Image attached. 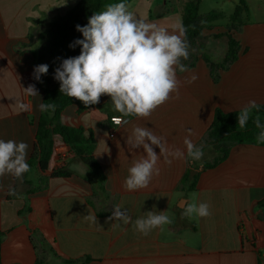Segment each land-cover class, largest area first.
<instances>
[{"label":"crops","instance_id":"1","mask_svg":"<svg viewBox=\"0 0 264 264\" xmlns=\"http://www.w3.org/2000/svg\"><path fill=\"white\" fill-rule=\"evenodd\" d=\"M76 1L0 0V138L27 142V161L41 112L36 107L39 95L25 96L24 87L34 85L43 97L40 80L34 77V66L40 64L35 54L40 56L43 45L39 34ZM186 1L131 0L127 6L138 17L171 31L181 25ZM245 1L250 7L251 1ZM256 5L260 7L261 1ZM214 22L206 23L195 46L208 51L213 32L227 30L228 24ZM230 33L241 47L237 59L219 69L218 80H213L199 51L193 67L183 73L177 69L178 93L170 94L148 117L125 118L113 110L107 94L81 112L76 105L62 111L65 124L84 127L86 135L93 131L101 169L83 166L54 134L49 170L64 166L70 176H49L43 184L40 168L29 165L22 179L0 177L2 264H80L72 260L86 257L90 260L85 264H264V217L259 206L264 197L263 145L233 144L224 160L191 173H197L192 189L191 181L181 182L187 158L169 165L163 156L157 162L159 175L147 187L134 191L124 187L128 168L145 155L142 148L132 149L126 143L135 127H147L163 136L167 147L184 150L186 136L200 145L216 108L228 112L250 100L264 103V21L245 22ZM20 101L30 104L31 110L21 111ZM206 162L213 161L193 164ZM201 201L208 203L210 215H182L186 204ZM114 205L126 207L133 221L153 209L164 211L172 222L145 236L132 223L108 219ZM89 211L96 222L84 218Z\"/></svg>","mask_w":264,"mask_h":264},{"label":"clouds","instance_id":"2","mask_svg":"<svg viewBox=\"0 0 264 264\" xmlns=\"http://www.w3.org/2000/svg\"><path fill=\"white\" fill-rule=\"evenodd\" d=\"M76 30L83 38H76L69 47L80 46V53L62 58L54 70L60 93L77 98L85 107L97 104L101 95L107 94L113 110L125 118L148 117L170 98V94L178 93L177 69L181 73L187 71L188 66L181 60L189 57V43L183 25H176L169 31L138 17L129 10L125 0H120L105 4L103 10L88 17L87 24H77ZM48 70L46 63L34 66L35 79L40 80ZM24 95L34 98L39 95L40 102L36 107L41 113L55 112L56 105L44 103L34 85L24 87ZM18 107L25 112L31 110V105L24 101H20ZM260 108L255 100H250L239 110L237 125L239 129H245L251 119L259 130L256 142L264 144V121ZM127 122L125 119L124 123ZM126 143L132 149L142 148L145 153L128 168L124 180L128 191L147 187L153 176L159 175L157 162L161 156L170 165L175 159L199 161L204 155L203 145L194 144L187 136L184 150L172 149L166 146L163 136L156 135L147 127H135ZM29 147L22 140L0 138V177L10 175L22 179L29 172ZM155 147L159 148V154ZM182 215L207 217L210 215L209 205L203 201L186 204ZM84 218L93 223L97 221L96 215L90 211ZM113 218L125 225L132 223L135 231L145 236L172 222L164 211L153 209L133 221L123 205H114L108 219Z\"/></svg>","mask_w":264,"mask_h":264},{"label":"trees","instance_id":"3","mask_svg":"<svg viewBox=\"0 0 264 264\" xmlns=\"http://www.w3.org/2000/svg\"><path fill=\"white\" fill-rule=\"evenodd\" d=\"M131 0H125L128 4ZM120 0H77L66 13L51 19L45 30L39 34V39L43 42V47L49 52L51 57L50 62H45L49 65L47 74H42L40 79V86L43 88V102L54 103L56 105L55 112L41 113L38 119L36 141L30 159L27 161L29 165H36L40 168L44 178L43 184L46 183L49 176H70L71 171L68 168L57 167L49 170V160L52 156L54 146V134H59L63 141L71 148L75 155L93 171H99L101 165L97 161L94 151L96 140L93 131L89 129L88 135L85 134V128L82 126H71L65 124L61 119L62 111L69 105H76L77 111L81 112L91 106L85 107L83 102L75 97H68L59 91V82L54 79V70L59 66L62 58L75 56L80 53V46L70 48L69 44L76 38H83L82 34L76 30V25H85L88 22V17L94 12L103 10L104 5L108 3H117ZM201 0H187L182 10L181 25L186 29V38L189 43V57L187 60H181L182 63L193 67L196 64L198 52H192L190 47L194 45L196 39L201 35L203 28L207 22L214 21L216 18L222 16L218 10H211L205 18L199 13V5ZM248 11V4L245 0H239L236 4L234 11L230 17V26L228 31L224 32L228 38L227 50L224 57L219 62L211 61L206 55L203 54L204 59L209 65L210 73L214 81L219 78V69L226 68L230 63L238 57L240 43L230 33L231 29L237 30L242 23V14ZM40 64L44 63L40 60V56L35 54ZM260 108V115L264 121V103H258ZM240 109L232 111H223L221 108H216L213 120L207 131V138L217 150L220 155L217 156L211 163H202L196 167L191 159H187V170L184 173L181 182L187 183L191 181L190 189L194 188V183L197 178V173L191 176V170L197 171L207 169L215 166L224 160L229 153L231 146L235 143L246 142L258 145H263L256 142V134L259 131L255 128L252 120L250 119L245 129H239L237 125V117ZM255 115V112L253 113ZM259 206L263 210L264 217V197L259 201ZM0 232V248H1ZM90 258L86 257L83 260H72L73 262H81L85 264ZM0 264L1 250H0Z\"/></svg>","mask_w":264,"mask_h":264},{"label":"rangeland","instance_id":"4","mask_svg":"<svg viewBox=\"0 0 264 264\" xmlns=\"http://www.w3.org/2000/svg\"><path fill=\"white\" fill-rule=\"evenodd\" d=\"M202 3L200 4L199 13L202 16V18H205V16L211 11V10H220L223 12V16H220L219 18L215 19V22L217 25H227V30L225 31H218L213 32L211 35V49L208 51L203 49V45L200 46L202 48H199L197 46L192 45L190 47V50L192 52H199L201 51L202 54H205L211 61L220 62L222 58L224 57V54L227 50L228 46V38L227 35H225L224 32L228 31V28L230 26V17L231 14L238 2V0H235L232 3L225 2L223 3V0H201ZM250 7L248 6V11H245L242 16V23H253V22H259L264 21V0H250ZM257 1H261L260 7L256 5ZM41 53H40V60H42L44 63L50 62L51 57L49 55V52L43 47H41ZM219 59V60H218ZM106 95V94H105ZM209 139L207 136L201 140L200 145L203 144V157L201 160L196 161L192 160L194 164L203 162V161H214V159L220 155L219 150L215 148L214 145L209 144ZM209 144V145H208ZM87 166V165H83ZM91 170L89 166H87Z\"/></svg>","mask_w":264,"mask_h":264},{"label":"water","instance_id":"5","mask_svg":"<svg viewBox=\"0 0 264 264\" xmlns=\"http://www.w3.org/2000/svg\"><path fill=\"white\" fill-rule=\"evenodd\" d=\"M195 172V169H193L192 171H191V173H194Z\"/></svg>","mask_w":264,"mask_h":264},{"label":"built area","instance_id":"6","mask_svg":"<svg viewBox=\"0 0 264 264\" xmlns=\"http://www.w3.org/2000/svg\"><path fill=\"white\" fill-rule=\"evenodd\" d=\"M113 135V133H110V136H112Z\"/></svg>","mask_w":264,"mask_h":264}]
</instances>
